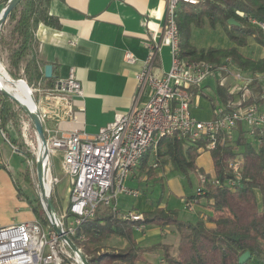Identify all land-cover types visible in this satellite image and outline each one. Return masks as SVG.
<instances>
[{
	"label": "trees",
	"instance_id": "trees-1",
	"mask_svg": "<svg viewBox=\"0 0 264 264\" xmlns=\"http://www.w3.org/2000/svg\"><path fill=\"white\" fill-rule=\"evenodd\" d=\"M50 2L22 0L8 16V20L13 23L9 36L4 33L5 24L0 29V44L7 52L9 74L13 79H21L23 75L29 85H32L33 80H45L51 86L57 80L54 73L46 78L35 60L25 61L32 47L34 30L39 23L55 29L62 28L60 18L49 13ZM240 12L244 15L241 16ZM230 19L240 25H229ZM176 21L182 58L209 62L230 58L239 70L253 74V82L246 87L250 96L241 98L238 103L235 100L236 94L230 93L229 86L223 84L222 78L227 74H221L217 81L216 95L226 111L252 104L264 105V88L258 82L259 76L264 78V57L254 59L240 51L248 45L249 38L264 48V32L260 26L264 24V0H197L195 4L181 3L176 12ZM206 23L212 28L221 27L233 45L229 48L199 49L192 44L193 28H203ZM190 92L192 97L201 95L208 98L213 106L212 118L217 117L216 99L205 93L203 87H192ZM0 100V131L18 152L32 157L22 144L9 137L6 130L10 121L18 122L19 110L22 108L3 94H0ZM257 138L261 141L259 144L247 136L242 125L232 134L220 132L215 136L216 144L210 152L219 183L212 184V175L205 173L196 163L201 154L200 148L207 143L208 138L202 137L196 142H190L178 139L176 135L161 137L144 155L140 168L151 180L156 177L155 170L163 168L168 162L186 175L190 172L206 174L208 182L202 197L206 200L205 206L209 212L199 216L195 223L186 222L178 218L176 210L161 205V196L158 201L152 202L154 210L144 213L141 221L120 218L108 208L99 209L94 218L77 227L71 240L83 251L89 264H137L146 261L147 253L157 250L163 251L164 264H240L239 258L245 252L251 253L250 260L264 262V132L257 131ZM239 158L241 174L237 176L230 165ZM151 160L153 163L149 164ZM23 175L24 180L29 182L28 168ZM229 182L233 185H229ZM15 186L18 195L22 196L23 192L16 181ZM51 199L54 204V199ZM27 200L32 205L35 217L46 223L44 214L34 206L32 200ZM63 213L70 215L68 208ZM147 225L160 228L174 226L179 235L177 255L171 253L170 245L163 243L140 246L134 237V229ZM114 237L124 238L128 246L121 250L104 248L102 243Z\"/></svg>",
	"mask_w": 264,
	"mask_h": 264
},
{
	"label": "built area",
	"instance_id": "built-area-1",
	"mask_svg": "<svg viewBox=\"0 0 264 264\" xmlns=\"http://www.w3.org/2000/svg\"><path fill=\"white\" fill-rule=\"evenodd\" d=\"M196 2L197 0L166 1L162 29L146 42L148 55L142 70L136 74L137 92L131 108L117 113L114 121L100 128L96 135L89 136L79 131L65 133L56 127L62 120H75L73 97L84 94L75 68H70L65 79H57L51 86L45 80L39 81V85L43 86L39 89L41 95L36 106L48 151L44 164V183L50 185L49 194L52 186L59 182L53 174L51 157L61 151L63 167L71 178V191L67 207L70 215H58V223L69 238L76 234L80 224L94 218L101 208H108L118 214L115 200L119 195H140L138 189L127 188L125 183L138 168L144 155L161 137L176 135L178 139L190 142L206 137L207 143L200 151H210L215 147V136L218 133L232 134L242 125L249 138L254 139L257 144L261 142L257 138V131L264 132V110L256 104L234 111H226L224 106L218 107L217 117L210 121L199 120L192 113L190 89L202 88L214 72H218L219 76L225 72L233 78L236 83L231 87L229 85L230 93L236 94L237 87H247L253 82V76L245 75L230 58L209 62L190 61L181 57L176 12L181 3ZM239 14L244 15L241 12ZM260 26L264 32V24L261 23ZM164 47L170 49L172 61L169 71H165L160 65ZM125 59L131 64L137 61L130 52L126 53ZM143 97L145 100L141 102ZM77 110L83 111L84 108L78 107ZM36 135L38 147L35 161L31 162L35 164L44 153L37 132ZM24 136L28 141L25 132ZM230 166L240 176L241 159L235 160ZM198 180L200 187L197 192L184 202L189 211H193L200 202L204 186L208 182L203 173L198 174ZM211 183H219L215 175L212 176ZM228 184L233 185L231 182ZM40 200L46 213V223L36 218L0 227V264H82L79 254L54 230L53 220L46 211L41 196ZM124 218L141 221L144 216L131 211Z\"/></svg>",
	"mask_w": 264,
	"mask_h": 264
},
{
	"label": "crops",
	"instance_id": "crops-1",
	"mask_svg": "<svg viewBox=\"0 0 264 264\" xmlns=\"http://www.w3.org/2000/svg\"><path fill=\"white\" fill-rule=\"evenodd\" d=\"M8 1L0 0V16ZM166 1L51 0L49 13L60 18L62 28L55 29L39 23L34 30L32 47L25 61L35 60L41 71L45 70V66L52 65V73L56 79H65L70 68H75L84 94L81 97H73L75 120H62L56 124L61 132L79 131L94 136L100 128L112 123L117 113L128 111L131 108L137 92L136 74L142 70L148 55L146 42L151 39L152 35H158L162 29ZM165 49L171 56L170 49L164 47L160 64L162 67ZM127 52L136 57V63L131 64L126 61ZM262 57H264V53L260 58ZM244 74L253 76L251 72H244ZM258 82L264 88V78L259 76ZM205 87H203L204 92L207 93ZM144 100L143 97L141 102ZM235 100H238L237 96ZM78 107H82L84 110L78 111ZM260 107L264 110V105ZM6 130L10 135L8 124ZM20 158L24 159L25 157L0 131V162L2 163L0 166V212H7L12 207L17 212L24 206V203L32 211V205L29 204L27 198L33 201V196L29 195L28 183L22 178L26 169L18 163ZM152 163L151 160L149 164ZM196 163L205 173L215 175L210 151H202ZM140 166L127 180L134 186L131 189H138L142 195L149 194V189L159 185L163 200L161 205L171 209L169 205L171 196H168L164 202V194L166 189H169L170 192L174 189L172 179L165 175V171H168L169 167H173L172 163L168 162L161 172L157 168L155 170L156 177L153 180L147 177L146 172ZM15 181L18 182L23 192L22 196L18 195ZM143 184H146L145 189H143ZM162 186L164 187L163 191ZM121 195L115 200L119 210L117 215L120 218H124L131 211L139 212L144 216V213L154 210L152 202H155V199L147 198V205L138 209L134 205L126 207L119 203ZM140 195L132 197L139 198ZM177 196L181 197L182 203L190 197L184 193H178ZM205 204V198H200V202L192 212H196L198 217L207 214L209 209ZM34 219L36 217L32 211V218L21 222ZM9 225H11L10 222L0 221V227ZM134 237L137 243L144 247L157 243L170 245L171 253L177 255L179 235L174 226L160 228L155 225H147L135 228ZM102 244L104 248L117 250L128 246V242L121 237H114ZM145 260V262L137 264H163V251L147 253Z\"/></svg>",
	"mask_w": 264,
	"mask_h": 264
},
{
	"label": "rangeland",
	"instance_id": "rangeland-1",
	"mask_svg": "<svg viewBox=\"0 0 264 264\" xmlns=\"http://www.w3.org/2000/svg\"><path fill=\"white\" fill-rule=\"evenodd\" d=\"M4 33L6 36H9L10 29L13 25L11 21L8 19L4 23ZM191 42L197 48H208V47H216V48H229L233 45L232 41L225 34L223 29L219 26L212 28L207 23L203 28H194L191 34ZM167 49V48H166ZM163 54V67L165 71H169L171 68V56L168 55L167 50ZM241 53L247 57H251L254 59H259L264 53V48L257 44L253 38H249L248 45L240 49ZM0 63L5 68V70L9 73V62L7 60V52L4 50L2 45L0 44ZM23 74V72H21ZM10 75V74H9ZM11 76V75H10ZM12 78V77H11ZM220 76L218 72H214L204 83L203 87L207 88V94L212 98L216 99V105L221 108L222 102L217 99L216 95V83L219 80ZM13 79V78H12ZM223 84L226 86H233L236 82L231 78V76H226L222 78ZM26 81V78L23 77L21 79H14ZM235 82V83H234ZM28 83V82H27ZM23 86L26 90L27 86L23 82L19 84ZM29 85V84H28ZM208 85V86H207ZM43 86V84H41ZM39 80H33L32 85H29L31 88V92L33 94L32 98L36 103L38 102L41 92ZM12 87V86H11ZM16 90V89H14ZM30 93V91H29ZM236 96L238 97L237 103L240 102L241 98H248L250 96V91L246 87H237L235 90ZM31 94V93H30ZM31 94V95H32ZM20 106V105H19ZM21 107V106H20ZM22 108V107H21ZM191 110L194 116H196L199 120L202 121H210L213 117V106L212 102L206 98L205 96L197 95L192 98ZM9 126V137L12 140H16L17 143L22 144L25 147L32 157H29L27 154L24 155V159L20 158L18 163L22 168H28V174L30 181L27 182V189L29 195L33 196V204L37 206L40 212L44 214L46 217V213L43 211V207L41 205V200L39 196V184L36 176V164L31 163L32 160L35 161V152L38 147V140L36 135V130L34 128L33 123L31 122L28 114L24 112L22 109L19 110V120L16 123L14 120L10 121ZM26 126V128H24ZM27 134L28 141L24 136V132ZM202 152V151H201ZM52 159V168L53 174L58 179V183L52 186L51 190V198L54 199V206L56 210L57 216L62 215L65 209L69 204V195L71 191V178L65 171L63 167V154L61 151H57L51 157ZM159 171H162V168H159ZM24 174V173H23ZM165 175L167 178H171L174 184V189L169 191L166 189L164 202H166L168 196L170 197L169 205L171 210H176L178 213V218L186 221L195 223L198 220V215L196 212L189 211L184 203L181 202V197H178V193H184L186 196L194 195L198 188L200 187V183L198 177L195 173L190 172L189 175H186L179 169H175L174 167H169V170L165 171ZM24 178V175H22ZM125 185L127 188L134 187L130 182L126 181ZM144 188H146V184H143ZM161 197V187L159 185L154 186L149 189V194H142L139 198H133L127 194H123L119 197V203L123 206L137 207L138 209H142L147 205V198L155 199V202L158 201ZM163 201V200H162ZM174 205V208H173ZM24 207V208H23ZM19 208V211L15 212L14 207H12L9 211L0 212V221L10 222L11 225L16 224L21 221L28 220L32 218V211L28 207L26 203L24 206ZM173 208V209H172ZM38 219V218H37ZM46 219V218H45ZM164 260L162 261V263ZM164 264V263H163ZM247 264H264V262L259 261L257 259L250 260Z\"/></svg>",
	"mask_w": 264,
	"mask_h": 264
},
{
	"label": "water",
	"instance_id": "water-1",
	"mask_svg": "<svg viewBox=\"0 0 264 264\" xmlns=\"http://www.w3.org/2000/svg\"><path fill=\"white\" fill-rule=\"evenodd\" d=\"M22 0H9L7 2V4L5 5V8L0 16V29L2 27V25L5 23V21L8 19V16L10 15V13L14 10V8H16ZM229 25H235V26H239V22H237L234 19H230L228 21ZM45 77L46 78H50L52 76V65H47L45 66ZM12 81H21V80H14L12 79ZM26 86L27 89L31 92V88L29 87L28 83L26 81H23ZM0 93L7 96L8 98L16 101L21 107L22 109L28 114L31 122L34 125V128L39 136V139L41 140V143L43 145V156L42 158H39V160L36 162V172H37V180H38V184H39V190H40V196L42 198V200L45 203L46 206V211L48 212V214L51 216L52 220H53V228L54 230L62 236L63 240L68 244V246L75 252H77L80 256V259L82 261V264H89L87 257L82 254L79 249L77 248V246L73 243V241L71 240V238H69L67 235H65L62 231L61 226L58 223V216L56 214V210H55V206L52 202L51 199V193H47L45 191V183H44V164H43V159L48 156V151H47V141H46V137L44 134V129H43V124L40 120V115L39 112L35 109V110H31L27 107H25L24 105H22L17 98L15 97V95H13L11 92L3 90L0 88ZM33 96V94H32ZM252 258V255L250 252H245L240 258H239V263L240 264H246L250 259Z\"/></svg>",
	"mask_w": 264,
	"mask_h": 264
},
{
	"label": "bare ground",
	"instance_id": "bare-ground-1",
	"mask_svg": "<svg viewBox=\"0 0 264 264\" xmlns=\"http://www.w3.org/2000/svg\"><path fill=\"white\" fill-rule=\"evenodd\" d=\"M12 86V87H11ZM0 88L6 91L11 92L17 100L24 105L25 107L31 110H37L36 102L33 100L32 95L29 93V90H26L23 86L19 85L16 81H12L11 76L5 70V68L0 63ZM16 89V90H14ZM43 151V148L41 147ZM47 161L46 157L43 159V164ZM45 191L48 193L50 191V185L45 184Z\"/></svg>",
	"mask_w": 264,
	"mask_h": 264
}]
</instances>
